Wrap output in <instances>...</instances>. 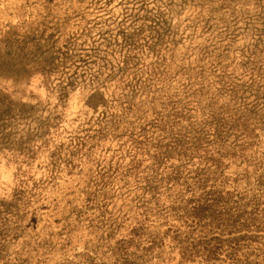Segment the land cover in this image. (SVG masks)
<instances>
[{
  "label": "rangeland",
  "instance_id": "rangeland-1",
  "mask_svg": "<svg viewBox=\"0 0 264 264\" xmlns=\"http://www.w3.org/2000/svg\"><path fill=\"white\" fill-rule=\"evenodd\" d=\"M233 260L264 264V0H0V264Z\"/></svg>",
  "mask_w": 264,
  "mask_h": 264
},
{
  "label": "trees",
  "instance_id": "trees-1",
  "mask_svg": "<svg viewBox=\"0 0 264 264\" xmlns=\"http://www.w3.org/2000/svg\"><path fill=\"white\" fill-rule=\"evenodd\" d=\"M185 252H186V249H185ZM209 252H210V250H207L206 258L210 257ZM186 258H187V255L185 256L184 252L181 253V259L183 260V259H186ZM231 264H238V262H234V260H233V261H231Z\"/></svg>",
  "mask_w": 264,
  "mask_h": 264
}]
</instances>
